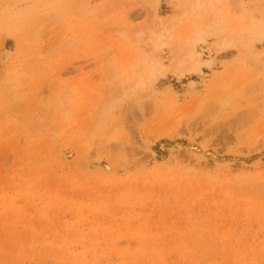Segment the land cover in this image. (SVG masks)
<instances>
[{"label": "rangeland", "instance_id": "obj_1", "mask_svg": "<svg viewBox=\"0 0 264 264\" xmlns=\"http://www.w3.org/2000/svg\"><path fill=\"white\" fill-rule=\"evenodd\" d=\"M88 1L91 15L70 8L57 21L35 19L38 52L52 53L38 59L42 65L36 61L49 73L40 70L25 84L34 92L25 95L24 88L19 96L0 87V264H264V138H257L264 116L243 99L219 119L209 105L183 107L206 95L213 77H222L240 55L217 56L206 38L198 51L211 68L184 78L170 70L156 84L155 100L145 94L136 104L117 100L112 119L96 131L112 90L103 76L107 51L112 45L124 62L138 49L151 54L135 36L151 27L155 0ZM169 1L158 5L165 19L181 13ZM31 3L0 0V19L13 23L0 28V51L9 50L10 61L20 65L11 35L30 25V17L17 15ZM228 4L232 16L247 12L264 21V0ZM123 12L125 24L119 23ZM178 40H167L155 59L170 66ZM254 50L263 51L264 42ZM52 88L59 97L77 98L76 104L72 97L60 101V109L73 106L60 120ZM169 88L178 107L165 109ZM183 108L190 115L174 130L175 112ZM115 129L116 140L106 143Z\"/></svg>", "mask_w": 264, "mask_h": 264}, {"label": "bare ground", "instance_id": "obj_2", "mask_svg": "<svg viewBox=\"0 0 264 264\" xmlns=\"http://www.w3.org/2000/svg\"><path fill=\"white\" fill-rule=\"evenodd\" d=\"M229 1L170 0L168 4L176 10H179L181 13L179 16L175 15L170 18L168 17L167 19L158 15V5L160 0L153 1L149 5L148 9L152 17L151 27L147 29V34L138 33L135 36V42L137 44L147 45L151 49V54L142 49H138L132 53L134 56L131 55V57H133L130 61H127L126 58L124 62L123 60L125 57H122L123 55H121L119 50L114 52V47L110 45L111 43L109 44L111 47H109L107 51L108 57L105 64L106 70L105 73H103V76H108L105 84L107 87L112 88L111 91L108 88L109 90L107 92L110 91L111 95V93L115 90V93L113 94L116 95L114 98L107 93L109 100L107 97V101L103 102L101 107H104V109L102 110L98 121L94 124V129L96 131H99L101 128L103 129L105 120L109 118L110 112L116 107L115 105L117 100L119 102L124 101V103L125 100H129L130 102L136 104V102L141 99L143 94L148 95L150 98L155 100V86L160 78L165 77L170 70L172 71L173 77L184 78L185 76H194L203 73L204 67L207 69L211 68L209 61L201 60V53L198 51V46L207 42L206 38H211L213 40L210 47L215 49L217 56L237 52L241 58L239 60L237 59L232 65H227L225 73L222 77H213V80H211L206 89V95L193 96V98H191L190 101H188V103L183 107H192L191 109L196 110V107L201 108L209 105L211 107V112L213 111L211 114L213 117H211L219 119L225 110L230 107L232 102L243 99L252 104V110L257 111L259 117L264 116V50L261 52L254 50L256 44L264 42V21L259 23L249 16H246L245 13L247 12L244 11L241 16H232L230 12L231 10L228 7ZM70 8H73L77 13L84 16L85 14L91 15L94 11L89 7L88 0H75L72 1V4L71 2H68V0H32L31 6L26 10L27 12L19 13L17 15V19L19 20L23 17L31 18L29 26L19 28L20 32L18 31L17 33H13L11 35L16 43L17 60H20L22 65L18 62L15 63L10 61L12 53L9 50H1L0 69H2V74H0V87L4 88L6 91H11L21 96V91L25 88L26 83L34 81V79L41 75L40 73L42 72H44L42 73V76L45 73H49V70L47 71L49 66L46 68V71L44 69V71H42V69H39L40 65L36 63V61H38V63L42 65L39 60L48 56L51 51L49 53L44 52L45 54L41 52L42 55L38 52L39 29H36L37 26L34 25L36 21L35 19L41 17L44 19L40 18L43 20V23L49 22L50 19H52V21H57L58 19L60 20L63 17L64 12H66V10H70ZM124 16V12L121 13L120 21L118 20L119 23H124ZM206 16L209 18L206 20L207 22L202 24L197 22L198 17L207 18ZM185 23H189L190 25L185 32H181V27L185 26ZM11 24L13 23L10 18L0 19V28L2 30H5L8 26H12ZM33 26H35V29L32 28ZM60 27L61 25H59V31ZM116 33L118 34V38H120V40H124L126 38L123 32L116 31ZM143 36H145L144 40H142ZM170 39H179L176 44H174L172 49V54L174 55L171 60L172 67L171 65L168 66L163 64L153 56V54L161 51L163 47H166L167 40ZM3 43L4 41L2 40L0 45L2 46ZM57 47L59 48V46ZM104 48L107 49V46ZM104 48H101V51ZM50 57L52 56L49 55V58ZM46 58L48 59V57ZM56 86L58 87L60 85ZM56 86L55 88L58 89ZM36 88L37 86L35 87V90ZM55 88H52L54 90H52L53 93L51 97L55 96V99L58 102L56 106H54L56 108H54L53 111L57 113V119L60 120L67 114L69 115V112L73 109L67 108L73 107L72 105L66 106L64 109H60L58 106L60 101L63 100L64 102H67L72 97V99L74 98L73 100L76 104L77 98L75 93L67 94V92H65L67 95H63V97L61 95V98L59 97V92H57L58 90L56 91ZM30 89L26 90L25 88L24 94L29 95L34 92V90ZM163 95L168 97L166 98L164 96L162 107L165 109L168 107H178L175 97L171 94L170 88L166 91V94L164 93ZM41 104H43L42 100L38 99L37 105ZM186 109L183 108L182 110L180 109L179 111H176L177 113L175 112L173 124L176 123V126H174V130H177V128L182 125L183 120L190 115L191 111L186 113L188 111ZM262 131L257 135V138H264V130ZM116 137L117 129L113 130V132L108 136L106 143L115 141ZM84 146L88 147L87 141H85ZM227 175H230V173Z\"/></svg>", "mask_w": 264, "mask_h": 264}]
</instances>
